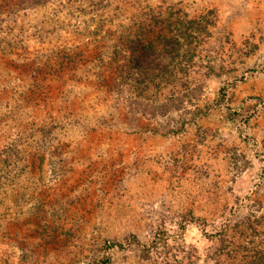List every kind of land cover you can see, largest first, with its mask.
<instances>
[{"label": "rangeland", "instance_id": "1", "mask_svg": "<svg viewBox=\"0 0 264 264\" xmlns=\"http://www.w3.org/2000/svg\"><path fill=\"white\" fill-rule=\"evenodd\" d=\"M112 1V27L103 0L0 14V264H218L227 240L264 247V0ZM172 13H208L211 32L188 88L140 97L113 50Z\"/></svg>", "mask_w": 264, "mask_h": 264}, {"label": "trees", "instance_id": "2", "mask_svg": "<svg viewBox=\"0 0 264 264\" xmlns=\"http://www.w3.org/2000/svg\"><path fill=\"white\" fill-rule=\"evenodd\" d=\"M46 1L48 0H0V14H9L21 7L41 4ZM111 2L113 1L103 0L98 11L106 14L108 18H105L112 22L111 24L108 23L112 27L114 26V17L111 13ZM94 12L96 13L95 10ZM97 15L103 17L100 14ZM209 16L208 13L196 17H190L188 14L177 15L172 13L159 25L158 35L151 38L141 35L135 37L133 31L126 29L125 34L122 36L124 43L121 41L123 46L115 45L117 50H113L112 55L113 63L120 62L119 65H121H118L119 69L116 71L112 68L115 73L118 70L120 72V77L116 75V80L121 79L123 83L129 86L130 90L138 93L140 97L145 96V93L150 91L157 98V94L170 85L188 88L187 72L195 58L196 46L199 45L204 36L207 37L211 32ZM118 49L121 50L118 51ZM71 56L69 53L64 52L58 57V61L64 64L65 60L70 59ZM38 70L44 72L42 66L35 68L34 75H32L34 79L30 83V91L36 89L37 92L30 94V97L29 95L25 96V100L24 93H18V98H23L26 103L28 101L35 102L38 90L43 86L37 81L36 74ZM182 78L183 80H181ZM151 94L147 95V98H151ZM16 105H20V103L17 102ZM9 146L14 145L12 143L7 144L4 148L5 151ZM5 171L6 166L2 163L0 165V183ZM230 229L231 226L222 232H218L221 239L228 238ZM227 241L230 245L229 251L224 254L223 259L217 260L218 264H264V247H248L245 245L246 241L244 245H236L235 241ZM235 246H240L241 251L239 252ZM224 259L227 261H224Z\"/></svg>", "mask_w": 264, "mask_h": 264}]
</instances>
